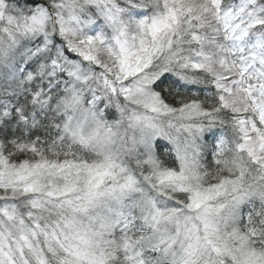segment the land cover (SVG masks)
Wrapping results in <instances>:
<instances>
[{"label":"trees","instance_id":"1","mask_svg":"<svg viewBox=\"0 0 264 264\" xmlns=\"http://www.w3.org/2000/svg\"><path fill=\"white\" fill-rule=\"evenodd\" d=\"M59 1L0 0V212H10L14 217L13 224L22 229L20 236L12 235L5 245L1 243L5 236L0 232V264H66L61 249L54 247L62 239L57 236H54L56 239L49 236L45 239L42 235L43 230L51 227L48 219L55 212L49 210L51 207L43 211L34 209L25 201L31 193H22V189L11 182V176H4H9L10 169L32 171V167L102 161L95 150L76 139L68 125L72 111L68 107L79 92H85L87 96L97 86L95 76L80 81L75 78L77 72L92 73L94 68L103 69L100 63H106L103 56L94 60L98 65L91 64L83 56L91 55L88 52L90 46L84 43L90 37L101 41L111 36L109 26L101 19L103 12L114 14L116 32L126 45L133 42L132 33L138 29L139 26H135L138 22L150 25L162 38L160 41L167 38L163 33L169 36L174 30L175 39L168 41L165 53L142 68L139 74L146 78L151 94L168 112L198 110L195 126L200 135L196 141L195 164L200 186L209 188L223 181H234L238 178V170L244 169L236 164L241 141L237 113L227 101L220 80L210 70L216 49L209 41L220 40L217 33L222 27V16L244 4L248 3L246 9L252 16L260 13L264 21V0L254 3L249 0H196L212 7L210 14L203 17L188 8V0H91L100 9L89 5L86 11L74 12L76 21L67 20V24L63 23L66 20L63 12L54 7ZM41 12L48 15L45 31L26 35L22 24ZM248 33L251 37L264 39V25L249 28ZM242 77V85L254 96L252 88L263 82ZM65 102L69 103L67 107ZM248 107L249 114L255 116L258 109L264 111V99L254 102L251 98ZM112 112L107 111L106 120H116ZM178 143L173 138H155L150 157L152 171L144 166V161L129 165L128 172L140 184L147 200L141 203L133 195L122 203L118 216L112 219L116 225L111 239L103 246L105 264L183 262L173 241L165 243L162 239V249L157 248L154 240L145 241L154 232L152 215L165 212L164 215L176 209L171 207L173 198L166 195L170 191L159 187L157 177L161 172H177ZM164 203H167L166 208L162 207ZM39 214L49 217L40 219ZM233 214L238 230L249 238L251 248L264 254V204L253 196ZM29 218L34 220L29 222ZM18 248L22 249L21 253H16Z\"/></svg>","mask_w":264,"mask_h":264},{"label":"rangeland","instance_id":"2","mask_svg":"<svg viewBox=\"0 0 264 264\" xmlns=\"http://www.w3.org/2000/svg\"><path fill=\"white\" fill-rule=\"evenodd\" d=\"M64 1L68 5H63L60 0L58 6L57 3L54 6L63 12L64 24L67 20L76 21L74 12L86 11L89 5L100 9L91 0ZM186 4L202 17L212 11L206 2L188 0ZM247 4L222 16V27L217 33L220 40L209 41L216 49L213 56L210 53L214 58L210 70L220 80L227 101L237 113L241 141L237 154L240 158L236 164L244 169L238 170L236 180L223 181L209 188L200 186L196 172V141L200 135L195 126L198 110L168 112L151 94L146 78L139 74L142 68L165 53L168 41L175 39L174 30L169 36L163 33L167 38L160 41L162 38L150 25L138 22L135 25L139 26L138 29L132 33L133 42L126 45L116 32L114 14L102 13L101 19L109 26L111 36L101 41L90 37L84 43L90 46L88 52L92 56H83L97 65L94 60L103 56L106 63H100L103 69L94 68L92 73L77 72L75 78L80 81L95 76L97 86L87 96L85 92H79L68 107L72 110L68 125L76 139L95 150L102 161L32 167V171L10 169L9 176H4H11V182L22 189V193H31L25 201L34 209L43 211L51 207L49 210L55 212L51 217L47 215L51 227L43 230L42 235L45 239L47 236L62 239L54 247L55 250L61 249L66 264H105L103 246L109 243L116 225L112 219L118 216L124 197L140 194L137 181L128 172L129 165L144 161V166L152 171L151 149L158 136L179 141L177 172H161L157 177L159 187L170 191V194L163 193L173 198L171 207L176 209L164 215L165 212L152 215L154 232L145 241H156L158 249L163 248L160 245L163 240L165 243L173 241L183 261L181 264L197 261L201 264H264V254L251 248L249 238L238 230L233 214L253 196L264 204V111L258 109L252 116L248 109L251 98L254 102L255 99L260 102L264 99V39L251 37L248 33L249 28L262 27L264 21L260 13L254 11L256 15L252 16L246 9ZM47 17L44 12L32 16L22 24L24 33L44 32L49 22ZM239 60L243 63L240 64ZM243 75L263 82L252 88L254 96L247 86L242 85ZM64 104L67 107L69 103ZM108 110L113 111L116 120H106ZM166 206L164 203L162 207ZM108 209H112L109 214ZM37 217L47 220L41 214ZM28 220L32 222L34 218ZM13 222L10 212H0V232L5 236L1 243L4 245L12 235L22 234V229ZM33 224L36 226L37 222ZM33 224L30 225L32 228ZM21 251L18 248L16 253Z\"/></svg>","mask_w":264,"mask_h":264}]
</instances>
